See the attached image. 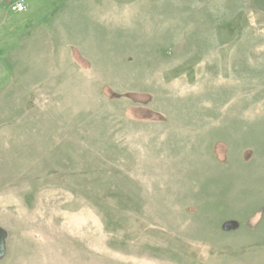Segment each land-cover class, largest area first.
Instances as JSON below:
<instances>
[{
    "label": "rangeland",
    "instance_id": "374dc122",
    "mask_svg": "<svg viewBox=\"0 0 264 264\" xmlns=\"http://www.w3.org/2000/svg\"><path fill=\"white\" fill-rule=\"evenodd\" d=\"M20 1L0 0V264H264L248 0Z\"/></svg>",
    "mask_w": 264,
    "mask_h": 264
},
{
    "label": "crops",
    "instance_id": "0c3cea01",
    "mask_svg": "<svg viewBox=\"0 0 264 264\" xmlns=\"http://www.w3.org/2000/svg\"><path fill=\"white\" fill-rule=\"evenodd\" d=\"M248 6H252L253 8H255L254 13L257 15H261V17H263L264 19V0H248ZM259 17H257V19H259Z\"/></svg>",
    "mask_w": 264,
    "mask_h": 264
},
{
    "label": "built area",
    "instance_id": "2783aa9c",
    "mask_svg": "<svg viewBox=\"0 0 264 264\" xmlns=\"http://www.w3.org/2000/svg\"><path fill=\"white\" fill-rule=\"evenodd\" d=\"M7 2L9 9L13 12L20 11L24 7L23 3L20 0L18 1L7 0Z\"/></svg>",
    "mask_w": 264,
    "mask_h": 264
},
{
    "label": "water",
    "instance_id": "95a60500",
    "mask_svg": "<svg viewBox=\"0 0 264 264\" xmlns=\"http://www.w3.org/2000/svg\"><path fill=\"white\" fill-rule=\"evenodd\" d=\"M4 241L3 239L0 240V256L4 254Z\"/></svg>",
    "mask_w": 264,
    "mask_h": 264
}]
</instances>
